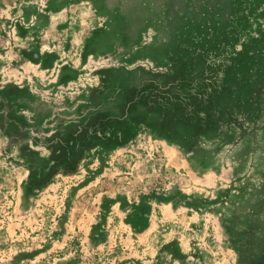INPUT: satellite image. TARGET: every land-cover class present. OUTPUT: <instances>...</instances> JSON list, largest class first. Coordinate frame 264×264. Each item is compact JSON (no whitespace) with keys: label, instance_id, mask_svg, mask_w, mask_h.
Segmentation results:
<instances>
[{"label":"rangeland","instance_id":"rangeland-1","mask_svg":"<svg viewBox=\"0 0 264 264\" xmlns=\"http://www.w3.org/2000/svg\"><path fill=\"white\" fill-rule=\"evenodd\" d=\"M0 264H264V0H0Z\"/></svg>","mask_w":264,"mask_h":264}]
</instances>
